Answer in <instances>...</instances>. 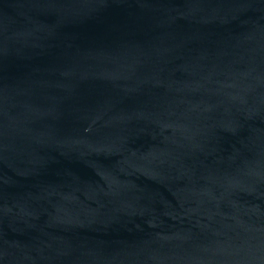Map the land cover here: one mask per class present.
Listing matches in <instances>:
<instances>
[{"label":"water","instance_id":"water-1","mask_svg":"<svg viewBox=\"0 0 264 264\" xmlns=\"http://www.w3.org/2000/svg\"><path fill=\"white\" fill-rule=\"evenodd\" d=\"M0 264H264V0H0Z\"/></svg>","mask_w":264,"mask_h":264}]
</instances>
